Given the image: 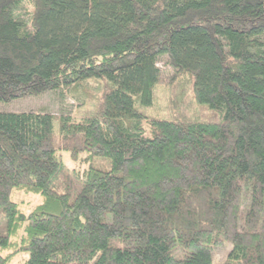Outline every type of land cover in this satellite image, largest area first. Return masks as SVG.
Returning a JSON list of instances; mask_svg holds the SVG:
<instances>
[{"label":"trees","instance_id":"16d2710c","mask_svg":"<svg viewBox=\"0 0 264 264\" xmlns=\"http://www.w3.org/2000/svg\"><path fill=\"white\" fill-rule=\"evenodd\" d=\"M263 38L264 0H0V105L103 80L0 108V264H264ZM162 56L192 80L165 114Z\"/></svg>","mask_w":264,"mask_h":264},{"label":"rangeland","instance_id":"374dc122","mask_svg":"<svg viewBox=\"0 0 264 264\" xmlns=\"http://www.w3.org/2000/svg\"><path fill=\"white\" fill-rule=\"evenodd\" d=\"M157 65L162 71L164 82H161L158 85L157 96L155 99L156 108L154 110L155 112L165 114L166 110H170L171 98L173 97L172 90L170 89L171 82L178 85L176 90L180 99V106L183 107L184 99L189 98L191 95L190 91L192 80L188 74H181L180 76L176 75V71L169 65L167 56L160 57ZM102 85V79H89L75 88L70 87L57 90L38 97H28L21 100L17 99L8 104H1L0 108L4 111L49 112L55 116H59L61 114H74L75 111L81 107V105L86 104L85 98H87L92 91L100 90ZM198 111L201 112L198 114L199 119L201 120L206 121L209 119H215L213 111L208 110V113L202 112L201 109ZM146 125L144 124L143 127H146L145 130H149ZM65 161L68 162L67 160ZM94 164L104 170H109L111 168L110 161L105 159H96ZM13 198L17 203H19L21 210L26 214L30 213L42 202V198L40 196L32 194L26 195L23 192L18 191L14 192ZM231 249L232 245L229 243H224L219 249H217L214 252V264H223ZM27 257V255L21 254L14 259L11 264H24Z\"/></svg>","mask_w":264,"mask_h":264}]
</instances>
